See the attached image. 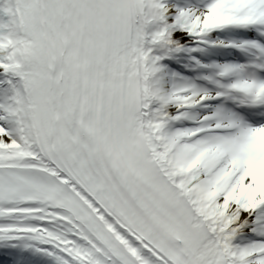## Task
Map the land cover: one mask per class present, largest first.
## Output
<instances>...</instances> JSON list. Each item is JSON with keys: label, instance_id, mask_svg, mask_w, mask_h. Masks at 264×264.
<instances>
[{"label": "snow or ice", "instance_id": "obj_1", "mask_svg": "<svg viewBox=\"0 0 264 264\" xmlns=\"http://www.w3.org/2000/svg\"><path fill=\"white\" fill-rule=\"evenodd\" d=\"M0 264H264V0H0Z\"/></svg>", "mask_w": 264, "mask_h": 264}]
</instances>
